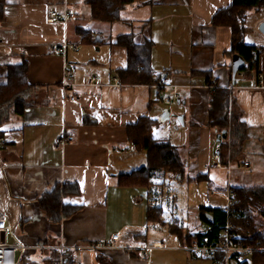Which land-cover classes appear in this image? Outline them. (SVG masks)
Listing matches in <instances>:
<instances>
[{"label":"crops","instance_id":"1","mask_svg":"<svg viewBox=\"0 0 264 264\" xmlns=\"http://www.w3.org/2000/svg\"><path fill=\"white\" fill-rule=\"evenodd\" d=\"M232 3L133 0L118 21L107 23L93 20L88 0H6L0 88L11 67L26 63L30 92L23 109L12 107L0 118V214L13 231L0 238L27 246L22 259L51 264L63 246L69 264H213L185 249L205 229L200 210L225 206L211 192L224 195L229 177L236 188H264V7L249 11L244 36L245 44L262 50L260 81L255 73L233 76L232 31L213 25ZM64 9L76 18L49 22L52 12ZM64 44L66 54H56ZM132 44L146 48L150 84L121 82ZM164 79L169 84L160 88ZM212 84L230 90L246 127L239 154L232 153L230 130L221 141L222 169L213 168L219 134L210 126ZM175 95L177 104L164 103ZM166 109L170 119H183L187 139L171 144L186 162L184 180L174 178L173 194L167 182L125 185L122 176L148 163L147 153L131 145L129 130L142 117L160 123ZM65 136L70 140L58 147L56 140ZM59 186L73 213L54 222L39 201ZM260 231L264 236V219ZM114 235L117 248L106 247Z\"/></svg>","mask_w":264,"mask_h":264},{"label":"trees","instance_id":"2","mask_svg":"<svg viewBox=\"0 0 264 264\" xmlns=\"http://www.w3.org/2000/svg\"><path fill=\"white\" fill-rule=\"evenodd\" d=\"M133 0H88L92 7L93 20L113 23L119 20V13ZM6 0H0V23L5 19ZM264 7V0H233L232 5L219 12L213 25L216 27H228L232 31V53L239 56L245 62V67L239 70L240 74L255 73L260 76L259 56L261 49L245 44V22L251 10H259ZM130 63L129 69L120 74L121 82L130 85L150 84L153 80V70L146 48L140 45H129ZM256 54V57H254ZM255 59V62H253ZM236 80V78H235ZM236 85V81L234 82ZM211 109L210 126L217 134L230 130L233 135L231 143L232 153L239 154L242 144L246 139V127L240 122L235 100L229 89H221L210 85ZM30 92L27 82V65L23 63L18 67L9 69L8 84L0 88V118L7 115V109L12 107L15 111L24 108V99ZM157 122L149 117H142L139 123L129 130L131 145L137 152H146L147 166L128 176H122L125 185L139 186H165L169 179L184 180L186 162L183 160L177 148L169 141L157 139L154 136V126ZM226 153V144H224ZM235 193L233 212L236 217L231 221L237 231L240 240L245 242H260L264 246V236L261 233L264 219V188L253 190L233 187ZM66 189L57 187L53 192L39 201L41 210L51 221H61L62 217L73 213L71 207L62 203ZM152 212V210L150 211ZM200 221L205 227L204 231L193 236L192 240L208 238L212 243H219L223 230L227 226L228 215L220 209H201ZM151 217V216H150ZM69 264L71 261L66 252L62 256L57 250L54 252L51 264ZM232 262L238 264H264V253L254 254L250 260L241 261L233 257ZM20 264H38L27 258H23Z\"/></svg>","mask_w":264,"mask_h":264},{"label":"built area","instance_id":"3","mask_svg":"<svg viewBox=\"0 0 264 264\" xmlns=\"http://www.w3.org/2000/svg\"><path fill=\"white\" fill-rule=\"evenodd\" d=\"M76 15L64 9L62 12H52L49 16L50 23H65L71 19H75ZM67 49V44L62 47L55 48V53L58 55H65ZM256 57V54H254ZM255 62V59L254 61ZM261 81V76L259 77ZM73 73L68 71L65 75L64 88L69 90L72 88ZM261 83V82H260ZM169 84L168 79H164L159 85L160 88H166ZM179 99L178 95H175L172 99H165L164 103L166 105H171ZM71 101H76L75 97L71 98ZM70 140L69 137H63L56 140V145L58 147L63 146ZM217 152L214 155L213 168L222 169L224 166L222 164V143L219 142L216 146ZM245 168H249L250 164L245 163ZM229 172H231V169ZM212 196H220L225 199V206L223 211L228 215V222L226 228L223 230L221 235V240L219 243H212L208 238L203 240H194L185 249L191 252L195 256L206 255V257L213 262V264H230L232 258L236 257L241 261H248L254 254L264 253V246L260 242H245L241 241L240 237L235 231L234 225L231 221L236 217V213L233 212L232 208L234 205L235 193L233 191L232 181L230 177L228 178V183L226 185V193L220 195L216 191L211 192ZM0 235L4 238L7 236H13V231L7 225L6 217L0 214ZM119 240V235H114L111 242L106 244V247L117 248V242ZM160 247V246H159ZM98 247L92 246V249H97ZM28 250L27 246L18 242L13 245H9L6 241H2L0 238V264H20L24 253ZM60 254L63 256L66 252L65 247L60 246L58 248ZM64 263V259L61 260V264Z\"/></svg>","mask_w":264,"mask_h":264},{"label":"rangeland","instance_id":"4","mask_svg":"<svg viewBox=\"0 0 264 264\" xmlns=\"http://www.w3.org/2000/svg\"><path fill=\"white\" fill-rule=\"evenodd\" d=\"M176 103V102H175ZM177 104V103H176ZM173 107H168V109H172ZM167 109V110H168ZM180 129L181 134L178 135V130ZM183 130V131H182ZM154 136L157 139H161V140H168L170 143H183L184 141H186L185 137V133H184V129H182V123L180 121V119L175 118V119H169L163 123H158L154 126ZM245 175H251V172L246 171ZM167 184L172 187L173 192L175 191V180L173 179V181L171 180V183L168 181H166ZM161 190V189H160ZM166 197V195H165ZM235 264V263H233Z\"/></svg>","mask_w":264,"mask_h":264},{"label":"water","instance_id":"5","mask_svg":"<svg viewBox=\"0 0 264 264\" xmlns=\"http://www.w3.org/2000/svg\"><path fill=\"white\" fill-rule=\"evenodd\" d=\"M260 31L264 34V23L261 24ZM98 42L101 43V39L100 38H98ZM245 65L246 64H245V62L243 61L242 58H240L239 56H235L233 58V64H232L233 76L235 77L237 75V73L239 72V70L244 68ZM170 117H171V112H170V110L166 109V110H164V112H163V114H162V116L160 118V122L163 123V122L169 120ZM180 121L183 124V119L182 118H180ZM226 137H227V132L224 131V132H222L221 134H219L217 136V140H218V142H221L222 140H225Z\"/></svg>","mask_w":264,"mask_h":264}]
</instances>
